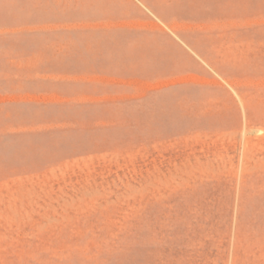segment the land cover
<instances>
[{
	"label": "rangeland",
	"instance_id": "1",
	"mask_svg": "<svg viewBox=\"0 0 264 264\" xmlns=\"http://www.w3.org/2000/svg\"><path fill=\"white\" fill-rule=\"evenodd\" d=\"M0 264H264V0H0Z\"/></svg>",
	"mask_w": 264,
	"mask_h": 264
},
{
	"label": "bare ground",
	"instance_id": "2",
	"mask_svg": "<svg viewBox=\"0 0 264 264\" xmlns=\"http://www.w3.org/2000/svg\"><path fill=\"white\" fill-rule=\"evenodd\" d=\"M261 129V128H260ZM263 131V130H262Z\"/></svg>",
	"mask_w": 264,
	"mask_h": 264
}]
</instances>
